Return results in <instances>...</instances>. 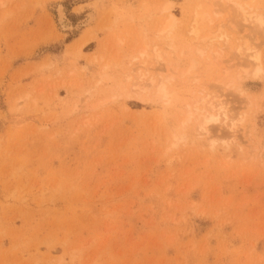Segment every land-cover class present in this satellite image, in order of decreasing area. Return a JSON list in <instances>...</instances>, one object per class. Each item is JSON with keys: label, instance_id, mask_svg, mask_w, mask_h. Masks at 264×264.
Listing matches in <instances>:
<instances>
[{"label": "rangeland", "instance_id": "1", "mask_svg": "<svg viewBox=\"0 0 264 264\" xmlns=\"http://www.w3.org/2000/svg\"><path fill=\"white\" fill-rule=\"evenodd\" d=\"M238 12L0 0V264H264V29ZM216 99L234 129L201 134Z\"/></svg>", "mask_w": 264, "mask_h": 264}, {"label": "bare ground", "instance_id": "2", "mask_svg": "<svg viewBox=\"0 0 264 264\" xmlns=\"http://www.w3.org/2000/svg\"><path fill=\"white\" fill-rule=\"evenodd\" d=\"M224 2L226 3H229V4H232L235 8H238L239 12L241 13L240 15L241 16H249L248 18H251V21L254 20L252 23H257V26H259V28H261L262 30L264 29V12H259V14H256L255 12H252L251 14H248L247 10L245 8H242L240 4H238V2H236V0H224ZM221 5V4H220ZM223 7V6H222ZM58 11V14H59V23L61 25V27L67 31V30H73V31H79L82 27L85 26V24L88 22V19H86L85 21H81L79 23H77L76 26H74L70 21L69 19L67 18V15H66V9L62 6V5H58L57 6V9ZM264 11V10H263ZM238 12V13H239ZM250 12V11H249ZM237 15V14H236ZM238 16V15H237ZM204 16H198L196 17V21L195 22H199V21H203V18ZM245 18V17H244ZM247 19V17H246ZM245 19V20H246ZM243 20V19H242ZM241 20V21H242ZM250 20V19H248ZM247 20V22H248ZM176 20H175V17L174 16H171V19L170 21L168 22V25L163 29V32H173L174 28L176 27V24H175ZM245 22V21H244ZM222 26V25H221ZM171 30V31H170ZM221 30V29H220ZM222 36V35H221ZM226 36V35H225ZM223 36V37H225ZM230 36L229 38H224V42H230ZM225 43V44H226ZM250 46V45H249ZM244 48V47H243ZM247 48V50L243 49L242 48H238L237 50L239 51L240 55H244V56H247L249 58H251L255 63L257 64V62L259 63L260 61V55L255 51V53H248V49L251 50V47L249 48L248 46L245 47ZM247 52V53H246ZM253 54V55H252ZM248 64V63H247ZM258 66V65H257ZM260 67H258L255 71V75L258 76L260 75ZM144 77V76H143ZM142 77V78H143ZM145 79V77L143 78ZM149 81V79H148ZM151 83L153 84L154 83V80L151 81ZM157 96H161V97H167L168 95V91L166 89V87L162 84L161 86H158L157 87V92H156ZM205 99V98H204ZM207 99V98H206ZM217 100V99H216ZM222 100V99H221ZM217 100L216 102L212 103L211 101V106L209 108H206L205 106H203L202 108H196V110L194 111H190L189 112V120L193 117V116H201L203 118H205L204 121L200 122V126H199V130L201 131V134L204 133V134H208L211 130V126H209L208 124L210 122H216V123H219L221 126H225L226 128L228 129H234V125H232V121H233V116L231 117L230 115V111L227 110V107L224 103V101L222 100ZM202 101V100H200ZM199 101V102H200ZM215 101V100H214ZM206 104H210L209 102L207 103L206 101L203 100V104L205 105ZM200 104V103H199ZM197 116V117H198ZM236 131H230L229 133H227L225 135V137H235ZM200 134V135H201Z\"/></svg>", "mask_w": 264, "mask_h": 264}]
</instances>
